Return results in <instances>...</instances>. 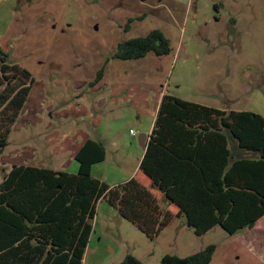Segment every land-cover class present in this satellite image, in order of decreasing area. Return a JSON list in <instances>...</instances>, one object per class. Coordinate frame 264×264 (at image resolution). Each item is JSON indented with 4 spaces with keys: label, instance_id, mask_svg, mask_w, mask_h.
<instances>
[{
    "label": "rangeland",
    "instance_id": "374dc122",
    "mask_svg": "<svg viewBox=\"0 0 264 264\" xmlns=\"http://www.w3.org/2000/svg\"><path fill=\"white\" fill-rule=\"evenodd\" d=\"M156 28L170 39V54L113 57L120 42ZM0 47L34 79L0 154L7 170L73 171L91 138L107 154L92 174L110 185L128 178L163 91L264 115V0H0ZM93 227L84 264H117L128 253L159 264L165 254L184 257L209 244L210 264H264V227L232 235L216 225L197 235L179 217L149 239L107 200L98 202Z\"/></svg>",
    "mask_w": 264,
    "mask_h": 264
},
{
    "label": "trees",
    "instance_id": "16d2710c",
    "mask_svg": "<svg viewBox=\"0 0 264 264\" xmlns=\"http://www.w3.org/2000/svg\"><path fill=\"white\" fill-rule=\"evenodd\" d=\"M172 50L170 39L156 28L120 42L113 57L133 60ZM104 71L105 66L90 84ZM33 81L0 47V154ZM75 159L76 173L0 166V264H84L100 200L149 239L179 217L197 235L216 225L233 235L264 217V115L251 110L220 109L164 93L133 177L111 186L92 174L106 159L100 140H86ZM215 250L209 244L184 257L165 254L159 264H210ZM117 264L143 262L128 253Z\"/></svg>",
    "mask_w": 264,
    "mask_h": 264
},
{
    "label": "crops",
    "instance_id": "0c3cea01",
    "mask_svg": "<svg viewBox=\"0 0 264 264\" xmlns=\"http://www.w3.org/2000/svg\"><path fill=\"white\" fill-rule=\"evenodd\" d=\"M217 5V9H219V7H220V3L218 4V3H214L213 4V7H214V5ZM214 9H215V7H214ZM218 11V10H217ZM164 93H166L165 91H163V92H161L160 93V95H159V98H158V100H157V102H156V104H155V108H154V113H153V118H152V120H151V123H150V127H149V130H148V133H145L146 135H147V138H146V143L148 144V141H149V135L151 134V131H152V128H153V126H154V123H155V119H156V116H157V112H158V109H159V105H160V102H161V99H162V96L164 95ZM187 100H190V99H187ZM194 102H196V101H194ZM198 103H200V102H198ZM201 104H204V103H201ZM205 105H207V104H205ZM208 106H210V105H208ZM213 107H216V106H213ZM216 108H220V109H226V110H230V109H232V108H224V107H216ZM234 110H236V109H234ZM88 140V139H87ZM97 140H101V139H97ZM86 142V140L84 141V142H82V144L79 146L80 148H81V146L84 144ZM78 152V151H77ZM144 153H145V149L143 148V151L140 153V155H139V157H138V160H137V162H136V164L134 165V168L132 169V171L129 173V175L127 176L128 178H123L122 180H114L115 182L113 183V184H111V186H114V185H116V184H119V183H121V182H124V181H126V180H128V179H130L131 177H133L134 175H135V173L137 172V170H138V168H139V166H140V163H141V160H142V158H143V156H144ZM106 158H107V154H106ZM78 165H75V167L73 168V171H69V172H73V173H76L77 171H78V169H79V163H77ZM98 178V177H97ZM99 179H101V180H103V181H107V180H105V178H99ZM264 217L263 218H261L258 222H257V224L253 227V228H248L249 230H256V231H258L259 230V232H260V230H262V228L264 227ZM259 228V229H258ZM247 230V229H246ZM245 233V232H244Z\"/></svg>",
    "mask_w": 264,
    "mask_h": 264
},
{
    "label": "water",
    "instance_id": "95a60500",
    "mask_svg": "<svg viewBox=\"0 0 264 264\" xmlns=\"http://www.w3.org/2000/svg\"><path fill=\"white\" fill-rule=\"evenodd\" d=\"M146 138H147V135L145 133L140 134L139 140L144 149H146L147 147Z\"/></svg>",
    "mask_w": 264,
    "mask_h": 264
},
{
    "label": "built area",
    "instance_id": "2783aa9c",
    "mask_svg": "<svg viewBox=\"0 0 264 264\" xmlns=\"http://www.w3.org/2000/svg\"><path fill=\"white\" fill-rule=\"evenodd\" d=\"M130 133H131L132 135H135V134H136V131L133 130V129H131V130H130Z\"/></svg>",
    "mask_w": 264,
    "mask_h": 264
}]
</instances>
